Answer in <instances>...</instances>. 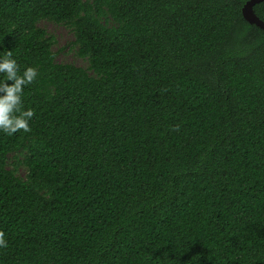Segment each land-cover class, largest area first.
I'll list each match as a JSON object with an SVG mask.
<instances>
[{
  "label": "trees",
  "instance_id": "trees-1",
  "mask_svg": "<svg viewBox=\"0 0 264 264\" xmlns=\"http://www.w3.org/2000/svg\"><path fill=\"white\" fill-rule=\"evenodd\" d=\"M247 1L0 0V53L38 69L31 131L0 132V264H264ZM43 19L72 27L87 68L57 61Z\"/></svg>",
  "mask_w": 264,
  "mask_h": 264
},
{
  "label": "clouds",
  "instance_id": "clouds-1",
  "mask_svg": "<svg viewBox=\"0 0 264 264\" xmlns=\"http://www.w3.org/2000/svg\"><path fill=\"white\" fill-rule=\"evenodd\" d=\"M38 75L34 65L21 66L11 50L0 53V132L13 135L31 131L35 109L24 105L25 88ZM6 234L0 230V248L7 247Z\"/></svg>",
  "mask_w": 264,
  "mask_h": 264
},
{
  "label": "rangeland",
  "instance_id": "rangeland-1",
  "mask_svg": "<svg viewBox=\"0 0 264 264\" xmlns=\"http://www.w3.org/2000/svg\"><path fill=\"white\" fill-rule=\"evenodd\" d=\"M39 26L56 37L57 42L54 49L57 53L56 59L58 62L73 63L84 68L88 67V60L78 54V46L75 43V34L71 26L47 19L39 21ZM23 156L24 155H17L20 160L23 159ZM15 158V155L10 156V167H12V161H14ZM18 174L22 177L26 176L27 168L25 165L21 164L19 166Z\"/></svg>",
  "mask_w": 264,
  "mask_h": 264
},
{
  "label": "water",
  "instance_id": "water-1",
  "mask_svg": "<svg viewBox=\"0 0 264 264\" xmlns=\"http://www.w3.org/2000/svg\"><path fill=\"white\" fill-rule=\"evenodd\" d=\"M264 0H248L243 7V15L245 19L251 23L256 24L264 30V21L256 14L254 6Z\"/></svg>",
  "mask_w": 264,
  "mask_h": 264
}]
</instances>
